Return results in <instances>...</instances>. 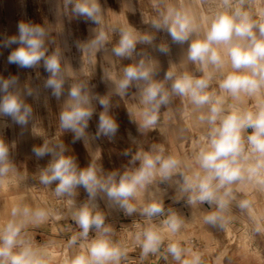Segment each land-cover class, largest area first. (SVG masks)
Segmentation results:
<instances>
[{
    "label": "clouds",
    "instance_id": "9594fccd",
    "mask_svg": "<svg viewBox=\"0 0 264 264\" xmlns=\"http://www.w3.org/2000/svg\"><path fill=\"white\" fill-rule=\"evenodd\" d=\"M127 2L135 11L132 0ZM149 3L152 14L142 12V17L151 30L140 31L128 20L110 16L101 0H57L58 17L83 18L95 25L89 28L88 39L75 41L82 59L79 70L65 55L67 44L58 41L62 21L53 26L47 20H21L17 34L0 39V48L19 45L8 55V64L21 69L43 67L49 74L42 87L59 102L55 136L49 137L39 126L28 102L29 97L39 102L40 87L27 81L21 84L18 75H0V118H10L22 132L31 124L32 134L43 138L32 152L37 159L48 155L51 159L32 178L63 204L61 210H54L13 201L0 219V264H57L54 242H37L29 234L50 220H69L78 229L64 245L69 253L61 264H145L153 257L165 264H205L204 253L184 238L197 213L204 226L220 233L245 217L249 238L264 237L260 203L264 198V0H211L213 7L206 15L189 0ZM160 32L182 49L179 62L169 60L163 79L157 78L160 61L149 51L170 55L166 40L156 42ZM138 45L144 47L138 50ZM98 55L105 62L102 79L110 85L104 95L90 85ZM126 59L132 62L122 64ZM114 97L124 102L141 136L161 133L166 122L176 126L181 142L189 139L192 127L201 134L187 153L173 150L166 138L145 149L143 141L130 136L137 148L124 150L122 154L130 159L122 170L105 171L99 148L82 168L75 156L67 154L69 148L61 137L71 132L73 142L82 140L86 146L101 137L113 140L119 130L112 112L118 106ZM94 101L102 111L92 135L88 128L96 113ZM47 103L45 97V107ZM177 120L184 124L177 125ZM16 148L15 141L0 135V193L27 187V169L12 159ZM164 184L174 189V202L183 200L190 206L191 220L165 205ZM80 188L87 199L78 204ZM98 198L105 200L108 210L140 218L131 224L135 230L130 242L107 222L109 212L99 207ZM226 259L231 264L226 255L217 257L221 262Z\"/></svg>",
    "mask_w": 264,
    "mask_h": 264
},
{
    "label": "rangeland",
    "instance_id": "374dc122",
    "mask_svg": "<svg viewBox=\"0 0 264 264\" xmlns=\"http://www.w3.org/2000/svg\"><path fill=\"white\" fill-rule=\"evenodd\" d=\"M189 2L190 5L194 7L199 13L205 15L208 14V12L213 7L211 0H189ZM6 4L9 5V9H14L18 12V17H16L14 25H18L21 20L32 21L34 23H43L45 20H47L49 24L55 26L59 21V18L56 16V14L49 10L48 0H14L13 3L7 2ZM101 4L106 10L110 9V16L121 21L128 20L131 25L140 31L151 30L149 25L143 23L142 17V12H144L147 16L152 14L149 0H132V6L135 8V11H130V5L127 0H101ZM61 20L67 39L66 44L68 46V50L65 52V55L70 60L72 67L75 70H79L82 65V59L81 53L75 47V41L85 40L89 33V28L95 27V25L86 23L83 18L69 20L67 17H61ZM6 35H14L12 34V27L9 29ZM161 40H166L171 45L170 38L166 32H160L157 34L156 42L159 43ZM58 41L60 42L59 39ZM60 43L62 46L65 44L64 42ZM18 46L19 45H12L11 48H6V64L4 66H0V72L2 76L8 77L9 75H18L22 84L27 81L30 82L34 87H40V89L44 90L42 87L43 82L41 81H44V79H46L49 74L44 71L43 67H40L39 69H21L15 64L7 63V57L11 50ZM184 46L185 48L187 47V45ZM137 47L139 50L144 46L138 45ZM149 51L160 61L161 64V70L157 77L158 79H163L165 72L169 68V60L179 62L178 55L181 57L182 54L181 49L177 50L172 46L170 55H163L152 49H149ZM131 62V60L126 59L121 63L127 65ZM104 63L105 62L102 60V57L98 55L97 67L90 78V85L94 86L93 91H100L103 95L109 90V84L102 79V66ZM37 72L40 73L39 78H37ZM67 87L68 84H66V89ZM133 90L134 88L132 91ZM44 94L45 93H41V103H39V105H37L30 97L28 98V102L33 104L34 113L37 117V120L39 121V126L44 129L49 137H52L57 133L56 117L59 112V102L55 98L51 97L49 90H47L46 95ZM45 97H48L47 107H45L44 104ZM117 102L118 106H114L112 112L119 123V130L113 140L110 141L106 137H101L100 139L91 141L90 144L86 146L82 140L73 142V134L71 132H65L62 135L61 139L69 148V152L67 154L75 156L80 167H86L91 161V153L99 148L101 151L100 162L103 165L105 171H112L116 169L122 170L123 167L128 164V160L130 159V157H126L122 154L124 150L131 149L133 152H135L137 148V146L131 142L130 136L135 137L137 140L143 141L145 149H147L151 143L163 142L166 138L165 142L173 150L183 153L191 151L192 145L195 143V140L200 132L198 128L192 127V130L187 133L189 139L184 140L183 142L180 141L182 144L178 146H173L170 140L171 136L169 133H177L176 130H172V127L176 126H174L171 122H166L162 126L160 130L162 134L159 132V130H157L148 133V135L144 137L138 133L137 125L131 121L124 102L120 101L118 97H114V105H116ZM94 104H96V113L90 120L88 128V132L92 135H94L97 131L98 113L102 111L101 107L95 101ZM6 121V117L0 118V135H2L4 138L7 136L9 137L7 126L5 127V124H7ZM188 123L190 125L193 124L191 117L188 118ZM183 124L184 121L177 120V125ZM17 127L19 128L17 132V137H19V139L15 140L17 148L12 153V159L15 161L18 167H20L22 170L26 168L29 173V178L25 182L27 187H20L19 189L29 193L32 205L39 203L42 205H48L54 210H61L63 208L62 202L53 197L50 192L39 188L41 186L39 185L38 181L32 178V175L38 171V168L46 166L51 159L50 155L45 156L42 159H37L32 152L34 145H40L43 143V138L40 136H34L32 134L31 124H29V126L24 129L23 132L19 125H17ZM43 129L38 128V131L42 132ZM22 142L24 143L23 150L21 146ZM51 187L55 188V183ZM161 187L167 188L165 205L174 207L180 214L191 220L192 209L190 206H188L183 200L174 202L172 199L174 196V189L168 188L166 184L161 185ZM78 191L79 195L77 197V203L80 204L87 199V193L83 188H80ZM260 203L261 206H264V198L261 199ZM98 204L101 209L109 212L107 222L115 226L118 236L121 239H125L130 242L132 233L135 230L131 224L135 219L139 222L140 218L137 216H125L122 211L108 210L106 208L105 200L103 199L98 198ZM204 207L207 208V205H204ZM196 217L197 218L195 220L190 221L188 229L184 232V238L189 242V246L194 247L204 253L205 264H228L227 259L225 262H221L217 260V256L220 252H222L224 245L228 241L229 235H227V233H220L216 229L207 228L204 226L199 221V213L196 214ZM236 223L239 225L237 230L235 226L232 227L233 230L231 231L235 236V240L230 252L226 255L230 258L231 264H264V237H256L254 239L249 238L247 234L248 224L245 217H239ZM30 231L31 237L37 242H43L41 236L36 235L43 231L51 234V236H58L59 238L56 239L57 241L55 242H62V244L59 243L56 245L58 252L57 257H64L68 254V249L64 247V243L67 241V237L70 236L73 231H78V229H76L74 223L69 220H50L47 224L42 225L39 228H33ZM138 251L139 250H137V253H133L132 255H138ZM157 263L165 264V261H157V259L153 257L150 258L149 261L145 262V264Z\"/></svg>",
    "mask_w": 264,
    "mask_h": 264
},
{
    "label": "crops",
    "instance_id": "0c3cea01",
    "mask_svg": "<svg viewBox=\"0 0 264 264\" xmlns=\"http://www.w3.org/2000/svg\"><path fill=\"white\" fill-rule=\"evenodd\" d=\"M13 1L14 0H0V39H2L6 35V33L9 31V29H11V27H12V34H17V24L14 25L15 24L14 22H15L16 17H18V12L15 11L14 9H9L8 8L9 5L6 4L7 2L13 3ZM2 3H4V4H2ZM48 3H49V10L53 11L57 16V12H56L57 0H48ZM58 18H59V21H62L61 17H58ZM13 25H14V27H13ZM89 37H90V32L86 36V39H88ZM169 38H170V36H169ZM58 39L60 40V42L66 43L67 39L65 36L64 28H63L62 34H60L58 36ZM170 41H171V38H170ZM171 46L177 50L181 49V47L179 45H175V44L171 43ZM5 54H6V49L0 48V66H4L6 64L5 63V61H6ZM178 58L180 59V55H178ZM0 71H1V69H0ZM0 75H2L1 72H0ZM41 82H43V80ZM20 83L22 84V82H20ZM109 87H110V85H109ZM133 91H135V89ZM95 92L99 93L100 95H103L102 92H100V91H95ZM41 93H45L44 95H46L47 90L41 89ZM35 103L37 105H39V103H41V100H39V102L35 101ZM6 123H7V130L9 132V137L8 136L5 137L6 141L12 142V141L18 140L19 137H17L18 136L17 132H18L19 128L17 127V125L14 124L10 118H7ZM0 130H1V127H0ZM172 130L175 131L176 127H172ZM176 134L177 133H172V132L169 133V135L171 136L170 140H171V143L173 146H178V145L182 144V143H180V140L177 138ZM200 134L201 133L199 132V135ZM21 146H22V150H23V147H24L23 142L21 143ZM18 200H23V201L29 203L30 205H32L30 197H29V193L27 191H23V190L18 188L15 190H6L5 192L0 193V219H4L6 217L7 210L11 207V203L13 201H18ZM235 226H236V230H237V227L239 226L238 223L235 222V224L232 227H235ZM29 234L31 235V231L29 232ZM36 235L41 236V239L43 241H52V242H54L55 245H57L59 243L62 244V242H55V241H57L56 239L59 238L58 236H55V235L51 236V234H48L45 231L41 232L40 234H36ZM68 238H69V236L67 237V239ZM63 239H66V238H63ZM66 242L64 244H66ZM68 253H69V250H68ZM57 255H58V252H57ZM62 258H63L62 256L58 257L57 264H61Z\"/></svg>",
    "mask_w": 264,
    "mask_h": 264
},
{
    "label": "bare ground",
    "instance_id": "6f19581e",
    "mask_svg": "<svg viewBox=\"0 0 264 264\" xmlns=\"http://www.w3.org/2000/svg\"><path fill=\"white\" fill-rule=\"evenodd\" d=\"M233 229H232V227L230 228V230L227 232V235H229L228 237V241L226 242V244L224 245V247H223V249H222V252H220L219 254H218V256H225V255H227V253H229L230 252V250H231V248H232V245H233V243H234V240H235V236H234V234H232V231ZM217 256V257H218ZM158 264V263H157ZM210 264V263H209Z\"/></svg>",
    "mask_w": 264,
    "mask_h": 264
}]
</instances>
